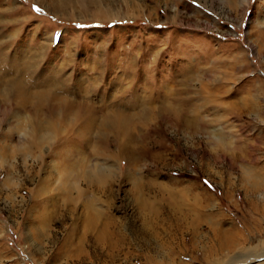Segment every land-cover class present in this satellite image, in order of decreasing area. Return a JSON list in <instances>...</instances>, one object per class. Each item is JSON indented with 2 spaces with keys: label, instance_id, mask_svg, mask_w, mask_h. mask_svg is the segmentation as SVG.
I'll return each instance as SVG.
<instances>
[{
  "label": "rangeland",
  "instance_id": "374dc122",
  "mask_svg": "<svg viewBox=\"0 0 264 264\" xmlns=\"http://www.w3.org/2000/svg\"><path fill=\"white\" fill-rule=\"evenodd\" d=\"M57 1L0 0V78L48 82L54 109L0 91V264H205L207 227L177 255L183 233L162 222L171 207L149 182L190 203L206 194L223 229L238 228L218 264L264 251V0H98L90 12ZM33 120L54 133L31 146ZM93 216L126 236L111 258L84 234Z\"/></svg>",
  "mask_w": 264,
  "mask_h": 264
},
{
  "label": "bare ground",
  "instance_id": "6f19581e",
  "mask_svg": "<svg viewBox=\"0 0 264 264\" xmlns=\"http://www.w3.org/2000/svg\"><path fill=\"white\" fill-rule=\"evenodd\" d=\"M75 1L79 4V6L83 12H90L89 9H91V6L94 4L95 5L98 4V0H75ZM90 4H92V5H90ZM57 5L59 8L60 7L63 8L65 6V4H63L59 1H57ZM241 5H245V1H242ZM58 7L53 6L54 9H57ZM99 7L100 6H98V8ZM99 9L102 11V8H99ZM96 11H97V9H96ZM107 13L108 12L106 11V12H104L103 15H106ZM97 15L101 16V13H99ZM104 17H106V16H104ZM1 78H0V91H4L8 97H14L17 99V101H19L20 103H23L25 105H27V102H28L29 107H31V108L33 106V107L38 108L41 111L45 109L46 113L50 112V115H52L54 113V109L52 106V95H51L50 87H48V84H47L48 82L46 83L45 81L44 82L39 81L37 78H32L29 81H27L26 78L19 79L17 76L9 77L8 79H5L4 81H3V79L5 77H3L2 80H1ZM45 83H46V85H45ZM44 85H45V87H43ZM1 87H3V88H1ZM62 100L63 99H61V101ZM59 103H60V101H59ZM36 108H35V110H36ZM32 114H34V113H32ZM194 116H195V118L192 119V121L195 122L194 124L200 123L201 117L198 116L199 117L198 118L197 115H194ZM174 117L177 119L176 120L177 122L179 121V123L181 122V124L188 125L187 123H185L187 120H184L182 115H176L175 114ZM126 118L127 117H125V119H124L121 115L113 117V119L109 117L108 120L106 121L107 123L103 122L104 123L103 126H111L112 127V126H118L120 124L122 126V125H124V123L128 122L129 118L128 119H126ZM32 122L35 123V128L31 129V127H33V126L30 124L28 126V127H30L29 136L32 138L29 145L32 146V145H35L36 143H40L42 141L44 142L45 139L49 138L51 133H54V132H51V125H50V127L48 126L47 128H43L38 120H33ZM22 124H25V123H22ZM49 124H50V122H49ZM187 127H189V125ZM24 128L25 127H23L22 130H24ZM19 130H21V126L19 127ZM40 131H43L44 133H39ZM48 131L51 133H47ZM122 154H124L126 157H128L129 160H133L134 156L132 155L131 152L123 151ZM91 173H92V171H90L89 176ZM64 175L61 176V179H60L61 182H62V178L64 179ZM88 179H89V177H88ZM91 182H92V180H91ZM91 182L89 181V183H91ZM157 187H158V190L156 191V194L159 196V199L163 202L168 203V205L171 207V209H170L171 212H169L170 215L168 214L169 217L166 220L163 219L162 222L165 224V223H167L169 218L174 216L175 220H173L174 221L173 224L176 228V231L180 232L181 234L183 233L182 238L180 239V243H181L180 249L178 251H176L177 255L180 254V251L184 252V249H182L183 248L182 245H183V242L185 241V233L191 234V238L189 239V245L191 247V250L196 251L197 248H199L198 247L199 241H201L202 238L205 237L204 234L200 230L203 226L207 227V230L211 233L210 234V240L213 241V243H211V245L205 244V245H202V247H201L204 251L203 256L205 257V259H204L205 264H218L216 262V260L220 259V257L222 256V252H225V251L231 252V251L235 250L240 245V239L242 240V237H243L242 234L240 233L238 228H236L234 226H230V228H228V229H223L222 225L224 222V217L222 216V214L219 211L213 210L214 207L212 206V203L210 202L211 199L208 196H206V194H203V196H205L207 199H203L205 201L203 204H201L197 195L193 196L194 201H192L190 203L191 199L187 198L188 199L187 200L183 196H181L180 194H178V195H180L179 198H176L171 193H166L163 190L162 186H160V185L157 186L155 183H151V182L147 183L146 190L151 192L153 189H155ZM77 193H78V197L81 194H83L81 190H79ZM61 194H62V192H61ZM138 201H139L138 206L140 207V208L139 207L138 208H139V210H142V206L146 205L144 203L145 200L140 198V199H138ZM138 201L136 200V202H138ZM147 210H148L147 214L150 215L154 221H156L157 220L156 217L158 216L157 210L152 209L150 204H148ZM140 214H141L140 215L141 219H143L145 215L143 213H140ZM94 215H97V213H95ZM93 219H94V221H93ZM93 219H89V222L83 224L85 226L84 227V234L85 235H87L88 233H94V237L91 239L92 240V248L96 249L97 251L101 250L103 252H106V255L108 254L107 256L109 258L113 257V255L115 254L113 252L115 250L116 251L123 250L125 245H126V242H127L126 236H124V234L118 230L119 227L117 225H115V222L112 224H109V225L103 223L102 226H97V224L95 223V217L94 216H93ZM171 223L172 222H170V224ZM144 224H147V228H148L147 230H149L150 227L153 225L152 221L149 220L148 217H147L146 221L144 222ZM144 224H143V226L146 229V225H144ZM139 230L142 231V227ZM84 234H83V236H84V238H86V236ZM70 235H72V234H70ZM70 235L68 234V236L66 238V241H68V242H69ZM81 242L84 243V241H80V244H81ZM146 243H148V241ZM163 244H164V247L162 248V250L166 249L168 245H169L168 246V248H169L171 245L170 242L163 243ZM143 245L145 247V242L143 243ZM64 247L68 248V243H66V246H64ZM156 247L158 248V246H156ZM145 248H147V247H145ZM148 248L150 251L154 250L150 246H148ZM170 249H168L169 251H167V253L174 255L175 251L173 249L172 250H170ZM160 252H161V250H159V251L157 250V252L155 254H159ZM259 252L255 253V254L247 255V257L242 261L243 264H250L252 262V260H253V262H256L254 260L259 261L258 257H261V256L263 257L264 251H262L260 253ZM106 255H104V256H106ZM177 257H179V256H177ZM145 264H164V261L161 260V261L157 262V260H155V258L153 256H150V257H146V263ZM169 264H181V263L178 260H176L175 256H171V261Z\"/></svg>",
  "mask_w": 264,
  "mask_h": 264
}]
</instances>
